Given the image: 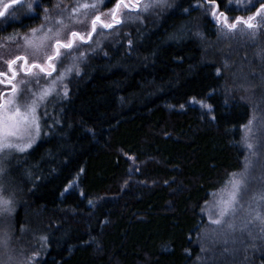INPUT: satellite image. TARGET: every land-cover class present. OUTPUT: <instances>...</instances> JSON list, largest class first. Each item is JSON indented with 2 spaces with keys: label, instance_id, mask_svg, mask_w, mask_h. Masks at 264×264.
<instances>
[{
  "label": "trees",
  "instance_id": "obj_1",
  "mask_svg": "<svg viewBox=\"0 0 264 264\" xmlns=\"http://www.w3.org/2000/svg\"><path fill=\"white\" fill-rule=\"evenodd\" d=\"M260 3L177 0L90 60L17 174L35 264H199L202 209L241 170L251 117L198 38L218 35L202 7Z\"/></svg>",
  "mask_w": 264,
  "mask_h": 264
},
{
  "label": "rangeland",
  "instance_id": "obj_2",
  "mask_svg": "<svg viewBox=\"0 0 264 264\" xmlns=\"http://www.w3.org/2000/svg\"><path fill=\"white\" fill-rule=\"evenodd\" d=\"M151 2L154 0H21V3L12 4L4 11L5 5L11 4L12 0H0V11H4V15L0 16V73L5 74L0 76V80L4 81L0 83V94H3L4 99H9L11 86L15 85L16 102L23 107L39 97L42 90L56 80L55 91L39 102L37 114L40 117V137L27 151L15 153L6 163V174L0 177V197L11 198V206L14 208L11 214L0 213V233L7 232L11 235L8 249H0V264H35L39 255L38 237L28 227L20 230L15 228L14 214L18 208L17 174L19 167L22 166L23 156L35 147L49 132L47 128L51 129L52 126L50 124L46 127L43 120L46 117L52 121L55 119L53 113L55 107L68 99L72 83L82 75L84 68L93 57L102 54L108 44L119 40L134 27L165 13L177 0H166L163 6L151 7L145 12L143 5ZM27 3H32L31 10L27 8ZM118 3L121 5L119 9L116 7ZM125 4L129 6L125 7ZM235 4L241 7L238 10L245 12L247 7H252V0H235ZM136 5H139V10ZM262 5L264 0H261L260 5H256L257 8L252 12L250 10L246 14L225 15L229 23L235 22L238 17L245 21L248 17H255L252 23L256 27L252 30L247 29L243 23L237 25L235 39L220 38L219 30L223 25L219 22L218 8L213 5L202 7L203 12L217 23L218 35L216 39L211 40L199 31L198 38L202 42L206 55L215 58L218 62L226 79L227 94L249 105L250 120L253 116L256 118L253 128L259 126L261 129L259 134L264 138V124L261 123L264 121V81L261 79L264 77V11L257 15ZM214 9L217 12L215 18L212 15ZM96 16H100L103 24H112L113 27L105 28L101 22H98L96 31L92 33V20ZM26 19H32L31 26L26 22L16 31V26H20L19 24ZM116 20L121 22L116 23ZM49 29L52 31L49 32ZM34 31L35 35H33ZM57 31L60 32L59 36L55 35ZM73 31L83 35L87 42L75 39L73 48H61L59 57L51 61L55 66L51 76L40 72L39 68H32L31 74L26 75L23 61H17L13 65L16 75L14 79L12 78L13 74L9 71L8 61L17 56H26L29 67L33 63H38L47 69V55H55L56 40L68 43L73 40L71 36ZM249 31H256L257 35L255 37L241 35V32ZM89 33H91L90 38ZM26 40L32 41L33 44H40L43 40L40 52L35 53L33 48L26 44ZM225 62L228 64L227 68H225ZM67 69L70 71L66 72ZM62 73L66 74L63 80H60L58 77ZM8 80H11V85L8 84ZM65 86L66 97L64 96ZM193 105L207 108L203 103ZM245 135L244 126L241 146L245 156L241 170L236 172L237 177L244 172L245 161L249 155L244 146ZM253 159L258 160V163L249 170L247 191L242 192L237 198L235 216L225 217L233 221L237 228L234 237H230L227 244L216 235L223 229L211 221L219 218L224 207L222 202L229 200L232 193L230 181L233 177L231 176L226 186L215 193L204 205L202 212L206 217V224L198 237L202 248L199 264H254L256 259L264 254V234L261 233V224L249 215L251 211L249 205L251 204L253 208L257 206L253 196L264 189V151L259 157ZM260 211L264 214V204L260 205ZM245 223H247V229L241 232L239 229ZM28 238H34L35 244L30 245ZM233 239L235 242H232Z\"/></svg>",
  "mask_w": 264,
  "mask_h": 264
},
{
  "label": "snow or ice",
  "instance_id": "obj_3",
  "mask_svg": "<svg viewBox=\"0 0 264 264\" xmlns=\"http://www.w3.org/2000/svg\"><path fill=\"white\" fill-rule=\"evenodd\" d=\"M166 0H154L151 3H145L143 5V9L145 12L148 11L151 7L163 6ZM21 0H12L11 4H7L4 7V11L7 8L11 7L12 4H19ZM23 6V5H22ZM120 3L117 4V9L120 8ZM125 7L129 5L125 4ZM33 7L32 3H27V8L31 10ZM84 7H88V5H84ZM95 7V5H92ZM139 10V5H136ZM218 8V5L215 6ZM4 11H0V16L4 15ZM264 11V5L261 6V9L257 11V15H260V12ZM213 17H217V12L214 9L212 12ZM115 19V15L113 16ZM255 17H248V20H243L242 18H237L235 22L229 23L227 17L223 12L219 13V22L222 23L223 27L220 28V38H228L235 39L237 25L243 23L246 25L247 29L252 30L256 27L252 23ZM98 22H101L100 16H96L95 19L92 20V33L96 31V25ZM121 21L116 20V23H120ZM62 23V22H59ZM102 26L105 28L113 27L112 24H103ZM67 27V26H65ZM49 32L52 29L48 30ZM35 35V31L33 33ZM56 36L60 35V32L57 31L55 33ZM241 35H247L249 37H255L257 35L256 31H249L247 33L241 32ZM71 36L73 40L68 43H63L59 39L56 40L55 43V55H47V69L38 63H33L30 67L28 66V59L26 56H17L15 59L8 61L9 71L13 74V79L15 78L16 72L13 69V65L17 63V61H23L25 66V73L31 74L32 68H39L40 72L45 73L47 76H51L52 72L55 71V66L51 61L59 57L60 49L73 48L75 43V39H80L81 41H85L83 35L78 32H71ZM91 33H89V38ZM26 44L31 46L35 53H39L41 48L43 47V40H41L40 44H33L32 41L26 40ZM75 59V58H74ZM228 67L227 62H225V68ZM70 71V69H67ZM66 73H62L58 79L63 80ZM219 75V70L217 72ZM4 73H0V76H4ZM264 81V77L261 78ZM4 81L0 80V83ZM8 84L11 85V80H8ZM56 88V80H53L51 84L42 90L39 97L33 99L30 104H26L21 107L20 104L16 102V92L17 88L15 85L11 86V95L9 99H4L3 94H0V177H3L6 174V163L7 161L15 154V153H23L32 147L33 143L40 137L41 133V125H40V117L37 114V110L39 107V102L46 99L47 96L51 95L52 92L55 91ZM35 95V94H34ZM64 96H67V90L65 86ZM255 116H253L252 120H249L248 124L245 125L246 135L244 137V146L248 150V158H246L244 172L239 174L237 177L236 173H232L233 179L230 181L232 184V193L230 195L229 200L223 201L224 207L222 208L219 218L213 219L211 223L221 227L223 230L218 232L216 235L219 238H222L225 244L228 243L230 237H234V233L237 230L236 225L233 221L225 219L228 216H235L236 212V204L237 198L244 191H247V186L249 183V175L250 168H252L258 160L253 159L254 157H259L262 151H264V138L259 134L261 129L260 127L253 128V123L255 121ZM264 124V121L261 122ZM253 201L256 202L257 206L255 208L250 204L249 207L251 211L249 215L253 220L259 221L261 224V233L264 234V214L260 211V205L264 204V189L260 190L253 196ZM12 205V199H5L0 197V213H8L11 214L14 211ZM247 229V223H245L239 230L244 232ZM249 235L251 232L249 231ZM41 239H45L41 237ZM11 241V235L7 232L0 233V249L7 250ZM215 242V241H214ZM232 242H235L233 239ZM11 259V258H10Z\"/></svg>",
  "mask_w": 264,
  "mask_h": 264
}]
</instances>
